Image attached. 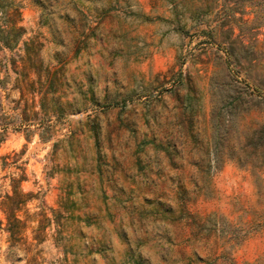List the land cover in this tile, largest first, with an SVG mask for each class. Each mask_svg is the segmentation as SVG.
I'll return each mask as SVG.
<instances>
[{
	"label": "rangeland",
	"instance_id": "1",
	"mask_svg": "<svg viewBox=\"0 0 264 264\" xmlns=\"http://www.w3.org/2000/svg\"><path fill=\"white\" fill-rule=\"evenodd\" d=\"M17 2L0 264H264V171L216 162L211 122L264 120V0Z\"/></svg>",
	"mask_w": 264,
	"mask_h": 264
},
{
	"label": "trees",
	"instance_id": "2",
	"mask_svg": "<svg viewBox=\"0 0 264 264\" xmlns=\"http://www.w3.org/2000/svg\"><path fill=\"white\" fill-rule=\"evenodd\" d=\"M21 5L17 0H0V53L4 51L13 52L22 42V38L26 34V30L21 25ZM33 41L23 42L24 58H20L23 64L21 72H25L27 65L31 67L33 63ZM14 59H8L3 55L0 56V74L3 72L7 77L8 70L17 73V66ZM2 82L0 81V84ZM45 94L42 95V101ZM213 128V152L216 162H220L223 158L235 162L239 168L250 169L254 172L264 171V120L254 123V127H246L245 130L240 129V125L229 123L224 118H219L212 113ZM219 130L222 133H219ZM4 141V135L0 133V144ZM23 176L20 180H23ZM12 196H6L11 207L10 212L19 210L24 199L28 194L22 193L18 188V181L13 180ZM24 228V223L12 218L11 214L7 219V232L10 239H13L16 232ZM35 240H37L35 238Z\"/></svg>",
	"mask_w": 264,
	"mask_h": 264
}]
</instances>
